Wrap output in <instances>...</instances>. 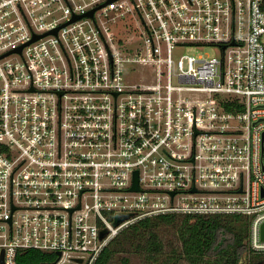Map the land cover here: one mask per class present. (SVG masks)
Instances as JSON below:
<instances>
[{"label":"built area","instance_id":"built-area-1","mask_svg":"<svg viewBox=\"0 0 264 264\" xmlns=\"http://www.w3.org/2000/svg\"><path fill=\"white\" fill-rule=\"evenodd\" d=\"M169 214L247 217L264 253V0H0V264Z\"/></svg>","mask_w":264,"mask_h":264},{"label":"trees","instance_id":"trees-1","mask_svg":"<svg viewBox=\"0 0 264 264\" xmlns=\"http://www.w3.org/2000/svg\"><path fill=\"white\" fill-rule=\"evenodd\" d=\"M180 218V222L176 221ZM161 224L175 225L181 248L168 263L179 264H264V253L255 252L248 245L249 219L241 215H178L169 214L146 218L133 224L116 237L101 253L94 264H111L115 253L113 246L121 239L134 241L154 261L163 252V242L157 232ZM52 257L30 250L18 257L20 264H40Z\"/></svg>","mask_w":264,"mask_h":264},{"label":"rangeland","instance_id":"rangeland-1","mask_svg":"<svg viewBox=\"0 0 264 264\" xmlns=\"http://www.w3.org/2000/svg\"><path fill=\"white\" fill-rule=\"evenodd\" d=\"M220 53L219 49L213 46L188 47L183 51V54L194 55L197 58L214 57ZM180 222V218L176 223ZM157 232L162 240L163 252L156 256L154 261L149 260L141 250L137 251L134 241L129 239H121V241L113 246L117 251L111 264H171L168 259L171 256H177L180 251L181 243L175 225L161 224L157 228ZM73 264V263H67ZM179 264H189L187 262H180Z\"/></svg>","mask_w":264,"mask_h":264},{"label":"water","instance_id":"water-1","mask_svg":"<svg viewBox=\"0 0 264 264\" xmlns=\"http://www.w3.org/2000/svg\"><path fill=\"white\" fill-rule=\"evenodd\" d=\"M94 11H95V10L89 12L88 15H89V16H92L93 13H94ZM76 19H79V18L76 17V18L73 19V21H75ZM57 31H58V29L55 31V33H56ZM40 37H43V36H35L34 39H33L32 41H35V40L39 39ZM22 48H23V47H20V48L18 49V51L20 52V51L22 50ZM7 55H8V54H7ZM139 189H140V187H139L138 172H136V173H135V183H134V186L132 187L131 190H132V191H138ZM194 191H195V190H193V192H194ZM172 195H174V193H172ZM129 218H131V215H130V214H117V215H116V219H115V223H114V225H115V226H118V225H120L121 223H123L124 221L128 220ZM106 234H107V232H106V231H103V232L101 233V237H104ZM262 238H263V240H264V225H263V227H262ZM60 258H61V254H59L58 259H57L53 264L57 263V262L60 260ZM77 261L80 262V263H82L83 260H82V259H79V260H77ZM43 264H45V263H43Z\"/></svg>","mask_w":264,"mask_h":264}]
</instances>
